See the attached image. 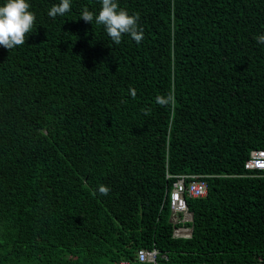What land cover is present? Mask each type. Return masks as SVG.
<instances>
[{
  "label": "trees",
  "instance_id": "16d2710c",
  "mask_svg": "<svg viewBox=\"0 0 264 264\" xmlns=\"http://www.w3.org/2000/svg\"><path fill=\"white\" fill-rule=\"evenodd\" d=\"M28 2L26 44L0 46V264L264 262V0H117L144 35L119 45L81 19L100 0ZM178 175L208 188L173 224Z\"/></svg>",
  "mask_w": 264,
  "mask_h": 264
},
{
  "label": "clouds",
  "instance_id": "9594fccd",
  "mask_svg": "<svg viewBox=\"0 0 264 264\" xmlns=\"http://www.w3.org/2000/svg\"><path fill=\"white\" fill-rule=\"evenodd\" d=\"M100 3H101V8L98 14L89 11L87 8H84L81 12V19H83L86 23H90L92 25L94 23L95 25L102 26L106 31L107 35L109 36V38L111 39V41H113L114 44L116 45H119L122 42V38L124 35L130 36L131 39H133L137 44H140L143 41L144 38L143 29L140 28L138 24L140 18L138 13L130 15L126 10L121 9L119 7L117 0H100ZM30 8L31 5L28 2V0H6V3L0 6V46H3L9 52L17 48L18 46H23L24 44H26V40L28 39V36L32 34V30L35 27L36 16L35 13L29 10ZM70 11H71V0H59L58 4H54L48 10L47 15L55 19L57 16H64ZM256 39L259 44H264V34L257 36ZM129 91H130V95L133 98H135L136 96L135 89H130ZM156 102L161 106H170L175 104V98L173 94L169 93L166 97L157 96ZM144 114L149 115L150 109L145 110ZM245 170L249 171L253 175L264 172V170H248V169ZM98 192L100 195L106 196L109 194L110 188L104 185H100L98 187ZM191 220H192V214L190 213L189 219L182 223ZM177 228L181 229L180 230L181 232L179 235L173 234V237L185 238L191 235L190 227L182 225V226H178ZM139 249H146V248H139ZM139 249H137V251ZM147 250H151V249H147ZM137 251H136V258H137ZM122 261H126V260H122ZM139 264H147V263H139Z\"/></svg>",
  "mask_w": 264,
  "mask_h": 264
},
{
  "label": "built area",
  "instance_id": "2783aa9c",
  "mask_svg": "<svg viewBox=\"0 0 264 264\" xmlns=\"http://www.w3.org/2000/svg\"><path fill=\"white\" fill-rule=\"evenodd\" d=\"M245 169L248 170H264V149L252 150L248 159L244 163ZM207 192V183L200 176L195 175H179L172 182L169 193L170 221L173 224L182 223L189 219L190 213L186 202V197L198 198L202 197ZM181 229L175 228L174 235H179ZM158 251L156 249H139L137 251L136 261L139 263L158 264ZM164 257L165 254H163ZM119 264H129L127 261H122ZM257 264H264L259 259Z\"/></svg>",
  "mask_w": 264,
  "mask_h": 264
}]
</instances>
